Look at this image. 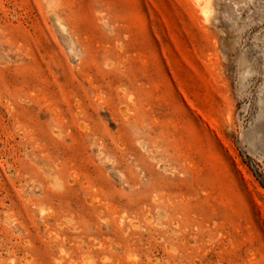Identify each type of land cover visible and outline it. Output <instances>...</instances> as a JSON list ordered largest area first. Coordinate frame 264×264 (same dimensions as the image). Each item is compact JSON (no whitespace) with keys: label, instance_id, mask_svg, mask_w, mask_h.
<instances>
[{"label":"rangeland","instance_id":"rangeland-1","mask_svg":"<svg viewBox=\"0 0 264 264\" xmlns=\"http://www.w3.org/2000/svg\"><path fill=\"white\" fill-rule=\"evenodd\" d=\"M0 0V264H264V0Z\"/></svg>","mask_w":264,"mask_h":264},{"label":"bare ground","instance_id":"bare-ground-1","mask_svg":"<svg viewBox=\"0 0 264 264\" xmlns=\"http://www.w3.org/2000/svg\"><path fill=\"white\" fill-rule=\"evenodd\" d=\"M194 4L201 9L202 12H204V9L202 7V1L201 0H192Z\"/></svg>","mask_w":264,"mask_h":264}]
</instances>
